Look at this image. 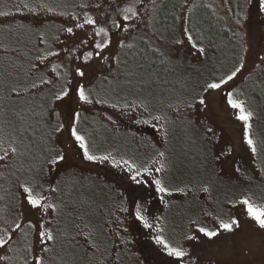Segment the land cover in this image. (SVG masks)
Instances as JSON below:
<instances>
[{"label":"snow or ice","instance_id":"6c2138e0","mask_svg":"<svg viewBox=\"0 0 264 264\" xmlns=\"http://www.w3.org/2000/svg\"><path fill=\"white\" fill-rule=\"evenodd\" d=\"M162 3L163 0H75L65 3L59 12L44 0L20 6L30 13H52L66 19L51 37L40 32L37 45L43 47L37 46L35 55H16L17 50H13L0 67V169L15 178V192L5 190L11 198V211L7 206L0 209V264H116L120 258L118 249L131 243L126 235L128 229L123 227L125 221L103 202L102 193L88 194L78 191L75 185L65 190L61 181L52 183L51 176L66 160L64 150L56 144L65 131L84 160L125 168L134 183L153 186L165 207L169 206L165 197L170 199L176 193L195 197L197 192L191 182H177L169 176L179 163V157L167 148L175 128L181 127L189 140L198 135L208 152L220 141V133L206 115L211 93L225 90L221 94L240 123L241 142L252 156H258V145H264V136L257 138L254 128L260 115L255 107L256 89L246 94L236 82L242 77L246 83L257 71L264 72V55L257 51L260 63H254L249 70L245 56L254 50L251 36L228 28L243 41L240 46L244 54L235 58L230 67L218 65L215 54L220 45L192 17L197 7L215 14L214 5L179 0V10L172 12L171 23L161 24ZM225 4L236 29L250 20L253 7L264 23V0H243L235 9L231 0H225ZM60 34H66L65 39ZM185 48L196 63L179 56ZM3 51L9 50L3 46ZM186 69L198 75L186 74ZM259 96L264 100V82ZM66 100H74L77 107L62 113L58 105ZM95 105H106L121 115L135 113L139 117L134 119L135 124L150 125L159 132L164 150L149 141L154 155L139 163L123 156L117 159L112 152L96 155L91 137L81 129L87 119L83 110ZM104 115L110 124L116 123L112 115ZM38 130H43L39 145ZM38 147L43 155L37 154ZM231 152L229 147L212 159L219 161ZM235 171L238 180L251 183L255 179L239 167ZM0 177L7 179L3 172ZM198 191L210 193L208 183H201ZM238 203L264 230V207L248 195ZM25 206L40 211L35 223L25 219ZM115 208L121 213L128 211L123 205ZM202 212L205 218H212V225L190 218L184 243L199 241L201 236L211 240L239 229L240 222L234 217L224 220L212 212ZM133 215L144 228H155V244L168 257H174L176 264H200L184 243H173L164 234L162 217L150 220L146 207L140 204L135 205ZM114 224L120 227L114 228Z\"/></svg>","mask_w":264,"mask_h":264},{"label":"rangeland","instance_id":"374dc122","mask_svg":"<svg viewBox=\"0 0 264 264\" xmlns=\"http://www.w3.org/2000/svg\"><path fill=\"white\" fill-rule=\"evenodd\" d=\"M206 1L213 4L216 11L226 18L233 31L238 30L241 35L250 34V43L254 45V50L249 52L245 59L248 69L251 70L254 63H260L255 53L258 51L260 55H264L262 18L256 14L253 7L250 20L240 29H236L233 25L232 13L227 11L228 5L225 4V0ZM232 1L238 2V0ZM38 2L40 0H0V12L8 13V15H0V67L7 63L8 55H13L14 47L17 50L16 55L23 52H27L30 56L35 55L36 47H43V45H37L40 32L51 37L57 32L59 26L64 24L65 17L52 13L47 16L43 13H30L27 9L20 7L23 3L33 6ZM44 2L49 3L59 12L64 10L65 3H73L75 0H44ZM196 2L204 3L203 0ZM168 11L167 19L171 14V10L168 9ZM164 14L161 9L159 14L161 24L165 23L162 19ZM199 17L203 18L202 15ZM198 24L220 45V51L215 54L218 65L230 67L235 58L244 54L240 46L243 41H239V37H234L232 33H221L212 28L209 23L205 24L203 20H199ZM66 26L69 25L65 24ZM65 35L60 34L62 40L65 39ZM77 35L80 33L78 32ZM115 40L114 37L113 47H115ZM3 46L8 48V53L3 51ZM22 46L25 47L24 50H20ZM54 47L58 48L59 45ZM179 56L192 59L187 48L179 51ZM192 62L196 63L194 59ZM185 72L186 74L191 72L193 77L198 75L192 69H186ZM247 74V72L244 73V75ZM205 75H207L206 72ZM200 79H203V76ZM262 82H264V72L260 71H257L246 83L242 77L236 82L246 94H251L252 89H256L255 107L260 114L259 119L254 122L257 138L264 136V100H261L259 96ZM223 91L225 90L213 92L209 96V110L206 115L221 137L218 144L211 146V152H208L207 145L199 139L198 135H194L189 140L179 126L170 135L167 148L174 157H179V163L178 168L169 176L177 182H191L196 186L197 192L195 197H184L179 193L174 194L170 199L165 197L169 203L168 207H165L160 200V194H156L154 187L147 182L134 183L130 180L125 168L114 167L109 162L84 160L77 147L71 143L66 131L58 136L56 144L64 150L66 160L51 176L52 183L61 181V187L65 190L75 185L78 191L88 194L102 193L103 202L115 215L125 221L123 227H127L126 235L131 243L118 249L120 258L116 264H176L174 257H168L161 247L155 244V228L151 230L144 228L141 222L134 219L136 204L146 207L150 220L154 216L163 218L164 234L173 243H184L183 237L188 231L190 218L212 225V218H205L202 210L212 212L214 217L224 220L234 217L240 222L237 231L224 233L211 240L201 236L199 241L186 242L184 246L191 249L194 257L199 258L200 264H264V230H261L246 215L245 206L238 203L243 195H248L254 203L264 207V179L261 178L264 175L261 173V169H264V145H258L260 151L258 156L254 157L247 146L241 142L240 123L233 118L231 110L227 107L221 94ZM76 107L74 100L71 103L66 100L58 105V110L63 113ZM105 113L112 115L116 123L110 124L105 119ZM83 114L87 119L81 124V129L91 137L96 155L112 152L117 159L123 156L125 159L131 158L139 163L154 155L149 141L156 148L164 150V145L160 143L159 132L150 125L135 124L134 119L139 118L135 113L121 115L106 105H95L94 107L86 106ZM42 134L43 130L36 132L38 145ZM229 147L232 148L230 155L221 156L219 161L212 159L213 155H220ZM37 154L43 155L39 147ZM236 167L255 179L251 183L243 179L238 180L239 174L235 171ZM0 172L7 177V179L0 177V196L4 197L0 199V209L7 206L11 211V198L6 195L5 190L11 189L15 192L13 187L15 178L9 176L6 170L0 169ZM169 176L165 179H169ZM201 183H208L210 193L202 194L198 191ZM117 205H123L128 211L126 213L116 211ZM23 213L25 219L33 223L40 217L39 210L29 209L27 206L23 208ZM113 227L120 226L114 224ZM13 264H20V262L14 261Z\"/></svg>","mask_w":264,"mask_h":264},{"label":"trees","instance_id":"16d2710c","mask_svg":"<svg viewBox=\"0 0 264 264\" xmlns=\"http://www.w3.org/2000/svg\"><path fill=\"white\" fill-rule=\"evenodd\" d=\"M203 2L205 4L208 3L206 0H203ZM233 2L234 1L231 0V6L235 9L237 3H243V0H238V2L236 0L237 3H233ZM178 3H179V0H163L161 9L163 11V14L165 13L163 15V18H162L165 23H167L168 21L171 23L172 12L179 10ZM174 4L177 5L176 9L173 8ZM166 7H168V8H166ZM168 9L171 10V14H170V17L167 19L166 15L169 12ZM200 15H202L203 18L199 17ZM192 17H193L194 22H198L199 20H203V21H205V24H206V22L209 23L210 25H212V28H214L217 31H220L221 33L222 32H226L227 34L231 33L227 29L232 28V27L227 23L226 18L222 14H220L218 11H215V14H213L211 12V10H209V9H206L204 7H197L196 9H194V11L192 13ZM24 49H25V47L22 46V49H20V50H24ZM13 50H16V48L14 47Z\"/></svg>","mask_w":264,"mask_h":264}]
</instances>
